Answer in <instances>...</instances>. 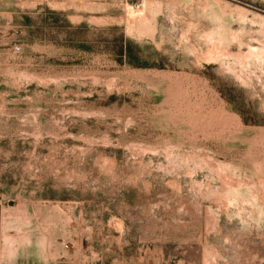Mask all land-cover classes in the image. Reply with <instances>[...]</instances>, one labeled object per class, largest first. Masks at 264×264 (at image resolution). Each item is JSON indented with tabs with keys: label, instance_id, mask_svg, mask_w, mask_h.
Here are the masks:
<instances>
[{
	"label": "rangeland",
	"instance_id": "obj_1",
	"mask_svg": "<svg viewBox=\"0 0 264 264\" xmlns=\"http://www.w3.org/2000/svg\"><path fill=\"white\" fill-rule=\"evenodd\" d=\"M0 205L42 264H264V0H0Z\"/></svg>",
	"mask_w": 264,
	"mask_h": 264
},
{
	"label": "crops",
	"instance_id": "obj_2",
	"mask_svg": "<svg viewBox=\"0 0 264 264\" xmlns=\"http://www.w3.org/2000/svg\"><path fill=\"white\" fill-rule=\"evenodd\" d=\"M17 234L5 228L3 209L0 205V264H42L41 246L37 253L36 242H20L16 240ZM28 244L30 250L27 248Z\"/></svg>",
	"mask_w": 264,
	"mask_h": 264
}]
</instances>
